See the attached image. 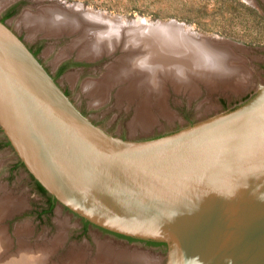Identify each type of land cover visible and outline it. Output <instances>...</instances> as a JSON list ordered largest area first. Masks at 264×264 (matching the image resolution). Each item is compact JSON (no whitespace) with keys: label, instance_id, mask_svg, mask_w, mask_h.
Returning a JSON list of instances; mask_svg holds the SVG:
<instances>
[{"label":"water","instance_id":"water-1","mask_svg":"<svg viewBox=\"0 0 264 264\" xmlns=\"http://www.w3.org/2000/svg\"><path fill=\"white\" fill-rule=\"evenodd\" d=\"M0 128L53 198L108 231L166 243L165 264H264V83L230 110L127 140L85 116L0 19Z\"/></svg>","mask_w":264,"mask_h":264},{"label":"rangeland","instance_id":"rangeland-1","mask_svg":"<svg viewBox=\"0 0 264 264\" xmlns=\"http://www.w3.org/2000/svg\"><path fill=\"white\" fill-rule=\"evenodd\" d=\"M49 1L54 0L40 2L21 0L19 2H22L23 7L31 5L35 10L39 5H43V2ZM62 1L80 2L88 6V9L105 12L106 15L122 19L128 24L133 22L138 23L137 25L143 23L144 26L149 27L172 26L176 33L174 44L177 47L182 45L181 42L183 46L191 47L187 40L189 37L192 40L205 39L208 43L217 41L220 48L223 42L231 44L234 42L231 46L226 45V50L216 46L218 51L227 52L223 64L234 70L229 76L220 73V76L214 79L210 68L203 69L202 66L192 65L196 59L193 60L190 57L165 58L164 61L174 63L175 70H173L176 71L164 73V77L162 74L159 75L161 76L159 77L160 85L164 91L165 108L157 104L156 96L151 95L149 104L153 105L148 104V106L154 120L147 128H143L134 123L138 108L142 105L143 94L140 92V96H135L133 100H127L118 95L120 89L129 84L128 79L115 82L102 97L98 93L94 97L91 95L96 82L104 79L109 72V65L115 63L117 58L125 52L121 49V45L129 41V35H126L129 29L121 36L120 46L111 54L104 55L86 68L69 66L63 73L58 74L57 68L60 63L77 58V50L60 60L57 56L79 33L62 35L58 41L41 34L32 37L27 26L18 22L21 9L19 14L11 18L6 17V23L27 45L35 49L40 62L56 76V82L64 92L68 93L65 94L77 108L94 124L114 136L127 140H144L162 136L244 103L264 83V0ZM3 12L4 10L0 7V16ZM155 42L164 48L163 44L168 45L172 41L160 38ZM39 43L41 46L38 49ZM146 49L144 48V51ZM242 65L249 69V80L244 85L239 78L243 72ZM177 68L180 70L177 71ZM198 73L204 76L209 75V77ZM193 85L200 87L198 94L196 90H192L195 87ZM3 137L4 133L0 132V142ZM0 152H5V149ZM4 156L0 160L6 166L12 157L9 154ZM2 186L6 187L5 190L1 189ZM0 189L1 196L9 195L21 207L0 220L2 233V235L0 233V264L25 250L31 255L33 252V254L37 252L38 255H43L40 252L46 251V255L42 257L43 261H38L37 264H73L75 262H78L77 264H121L120 261L107 262L100 257L98 243L103 241L115 248L118 247L116 249L147 256L148 259L156 261L155 264L166 263L168 253L166 243L153 244L117 235L118 233L115 234L91 222H86L60 202H57L50 210V194L39 191L36 179L28 173L27 168L22 167L17 170V173H0ZM61 235H64V240L56 243V238Z\"/></svg>","mask_w":264,"mask_h":264},{"label":"bare ground","instance_id":"bare-ground-1","mask_svg":"<svg viewBox=\"0 0 264 264\" xmlns=\"http://www.w3.org/2000/svg\"><path fill=\"white\" fill-rule=\"evenodd\" d=\"M13 1L17 0H0V7L3 9L10 3H13ZM83 7L84 6L82 4H79L74 8L71 5L65 6L63 8L56 4H43L39 5L37 9L34 10L31 6L22 12V14L20 15L21 17L18 19V22L21 25L27 26L32 37H34V35L36 34H41L46 36L47 38H50L51 40L58 41V38H60V36L62 35L79 33L78 36L75 37L69 45L63 48V51L61 53H59V55L57 56L59 60L76 50L78 51V57L90 58L93 60L98 59L106 54L109 55L111 54V52L117 49L118 46H120L121 36H123L125 34V31L129 29L126 33V35H129V41H124L125 43L121 45V49L125 52L117 58V61L115 63L109 65V72L105 75L104 79H100L98 82H96V84L93 86L91 95H93L94 97L95 94L98 93L99 96L102 97L107 89H110V87L114 85L115 82H122L125 78L128 79L129 84L121 88L118 95L120 97L126 98L127 100H133L135 96H140V92L141 94H143L142 102L140 101L142 105L138 108L137 115L134 119V123L142 126L143 128H147L154 120V118H152V112L150 113L149 111V106L152 104H149V97L151 95L156 96V100L158 102L157 104H160L165 108V102L163 101L165 100L164 91L162 89V86L160 85L159 77L161 76L159 75L162 74L163 76L164 73L169 74L175 70L174 63L164 61L165 58L182 56L190 57L193 60L196 59L197 61L195 60L192 65H196V67L202 66L201 68L203 69L210 68L211 75L214 79L217 78V76H220V73L229 76V74L231 75V73H233L234 71L230 66V68H227L223 64V59L225 58L224 54H227V52H225L224 50L218 51V49L213 46L212 42L208 43V40H192L189 37V39L187 40L189 41L191 47L183 46V42H181L182 45L180 47H177L174 44L176 33H174L175 30L172 26L149 27L144 26L143 23L137 25L138 23L133 22L128 24L122 21V19L106 15L105 12H100L97 10L93 11L91 9H84L85 13L83 14H81L80 12L78 13L77 11H80L81 9H83ZM94 24H98L100 26L95 27ZM160 38L172 42H169L168 45L163 44L164 48H162L155 42ZM214 43L219 44L217 41H215ZM226 45L231 46L233 45V42L232 44L226 42L220 44V46H222V48H224L225 50L227 49ZM144 48L147 49L144 51ZM242 69L243 72L239 76V78L242 81V85H244L249 80V69L247 68V70L245 65H242ZM178 70H180V68H177V71ZM180 73L179 75H181ZM201 75L204 76V74ZM204 77H209V75ZM193 86L195 87H193L194 89L192 90H196V93L198 94L200 87H197L196 85ZM162 106L161 108H163ZM169 111L171 110L169 109ZM165 112L164 114L169 113ZM5 188V186L1 187L2 190H5ZM1 195L0 220L6 216L11 215V213L21 208L9 195L4 194L5 197ZM64 238V235H61V237L56 238L55 242L61 243ZM21 246L24 247V245ZM116 248L104 241L98 243V253L100 257L107 262L120 261L121 264H155L156 262L139 253H131L127 250ZM33 253L31 255L25 250V252L21 254H16V256L9 257L2 264H37L38 261H43L42 257L43 255H46L45 250H43V252H40V254L42 253L43 255H38L36 252V254L38 255L36 256V254ZM77 263L78 262H75L73 264Z\"/></svg>","mask_w":264,"mask_h":264},{"label":"flooded vegetation","instance_id":"flooded-vegetation-1","mask_svg":"<svg viewBox=\"0 0 264 264\" xmlns=\"http://www.w3.org/2000/svg\"><path fill=\"white\" fill-rule=\"evenodd\" d=\"M22 7H23L22 2L14 3L8 7L6 6V8H3L4 12H3V15L0 16V19L2 21L6 22V20H7L6 17H9V18L13 17L14 15H16L20 11V9H22ZM40 46H41V43H39L38 49L40 48ZM29 48L38 57V54L35 51V49L32 48L31 46H29ZM67 56H65V57H67ZM65 57H63V58H65ZM77 57H78V55H77ZM63 58H61V59H63ZM78 58H80V57H78ZM82 59H90V58H82ZM68 60H70V61H68ZM90 60H93V59H90ZM89 65H93V61L79 60L75 57L73 59H67L64 62L60 63L58 65L57 70H58V74H60V73H63L67 69V67H69V66L86 68ZM47 71L53 76V78L55 80H57L55 75H53L48 69H47ZM65 93L68 94L66 91H65ZM0 132H3L1 128H0ZM3 149H5V152H3V153L0 152V158L5 157L4 154H9L12 157V159L9 161L10 163H8V165H6V166H4V162L2 160H0V173H9V174L10 173H17L18 169H21L22 167L26 168V166L21 161V159L18 157L15 149L13 148V146L11 145L10 141L8 140V138L6 137L5 134H4V137L2 138V141L0 142V150H3ZM28 173H31V172H29V170H28ZM36 184H37V180H36ZM37 187H38V185H37ZM52 199L55 201L54 205H56L58 200L56 201V199L53 197H52ZM117 235H121V234H117ZM122 236L125 238H128L130 240H139V241H144V242L153 243V244L154 243H164V242H160V241L140 239V238L125 236V235H122Z\"/></svg>","mask_w":264,"mask_h":264},{"label":"trees","instance_id":"trees-1","mask_svg":"<svg viewBox=\"0 0 264 264\" xmlns=\"http://www.w3.org/2000/svg\"><path fill=\"white\" fill-rule=\"evenodd\" d=\"M37 185H38L40 192H42L43 194H49L48 191L38 181H37ZM49 204H50V210H51L55 204V201L52 199L51 195H49ZM86 222L89 223V221H86Z\"/></svg>","mask_w":264,"mask_h":264},{"label":"clouds","instance_id":"clouds-1","mask_svg":"<svg viewBox=\"0 0 264 264\" xmlns=\"http://www.w3.org/2000/svg\"><path fill=\"white\" fill-rule=\"evenodd\" d=\"M224 55H225V57L227 56V54H226V53H225Z\"/></svg>","mask_w":264,"mask_h":264}]
</instances>
